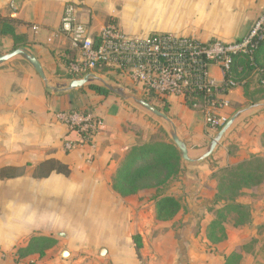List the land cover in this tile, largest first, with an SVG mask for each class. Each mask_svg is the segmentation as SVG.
Returning a JSON list of instances; mask_svg holds the SVG:
<instances>
[{
  "label": "crops",
  "instance_id": "0c3cea01",
  "mask_svg": "<svg viewBox=\"0 0 264 264\" xmlns=\"http://www.w3.org/2000/svg\"><path fill=\"white\" fill-rule=\"evenodd\" d=\"M69 2L93 31L113 18L130 35L169 32L204 42L242 38L264 8V0H0V18L14 20L15 32L26 40L15 46L10 36L0 35V55L23 49L37 59L45 76L43 80L22 56L0 63V168L12 167L17 174L0 179V264H224L223 256L244 243L246 229L226 223L225 240L212 245L206 239L205 229L213 218L206 207L216 187L211 173L250 155L264 156V106L256 105L264 99L252 102L244 95L248 85V92L259 97V75L252 71L246 85L238 84L226 94V113L240 114L209 157L183 162L179 174L164 186L120 196L112 188V177L127 150L148 142L159 128L169 135L171 124L135 103L126 89L123 98L85 87L81 100L75 92L81 87L66 88L72 80L66 77V65L75 53L59 27ZM103 71H96V77L107 83ZM209 71L221 81L217 66ZM134 88L137 97H146L151 105H166L189 157L205 152L217 131L203 123L199 111L193 112L177 97L147 96ZM81 105L90 106L89 113L101 125L90 144L66 150L65 140L78 141L79 136L69 132L56 113ZM49 158L66 164L69 175L52 172L33 178V168ZM209 179L214 180L211 197L204 198V181ZM157 195L179 199L182 207L173 219L155 218ZM133 235L141 241L138 254ZM34 236L53 238L55 243L42 256L17 259L15 251ZM250 258V253H243L240 264H248Z\"/></svg>",
  "mask_w": 264,
  "mask_h": 264
},
{
  "label": "built area",
  "instance_id": "2783aa9c",
  "mask_svg": "<svg viewBox=\"0 0 264 264\" xmlns=\"http://www.w3.org/2000/svg\"><path fill=\"white\" fill-rule=\"evenodd\" d=\"M59 33L75 53L66 65L70 79L87 76L96 82V71L100 70L125 75L148 94L179 98L189 108L199 110L207 127L217 130L230 117L226 94L240 84L229 72L231 61L237 55L251 58L256 52L264 38V8L242 38L204 42L169 32L130 35L113 18L93 31L79 20L77 6L69 2L63 7ZM211 66L218 67L221 81L210 73ZM257 71L264 85V68ZM56 118L79 136L78 141L65 140L66 150L90 144L101 125L95 115L78 110L57 112Z\"/></svg>",
  "mask_w": 264,
  "mask_h": 264
},
{
  "label": "trees",
  "instance_id": "16d2710c",
  "mask_svg": "<svg viewBox=\"0 0 264 264\" xmlns=\"http://www.w3.org/2000/svg\"><path fill=\"white\" fill-rule=\"evenodd\" d=\"M15 21L7 18H0V35H8L12 38L15 46L26 43L25 37L17 34L14 28ZM264 68V38L259 42L256 52L251 58L245 55L233 57L230 64L232 79L242 85L248 83L247 77L256 72L259 75L255 98L248 92V85L244 86V95L252 102L264 99V85L261 83V76L257 69ZM68 79L70 76H66ZM246 79V80H245ZM244 81V82H243ZM88 88L94 93L107 96L111 91L100 84H89ZM81 89V88H80ZM145 101L150 102L146 97ZM88 107L81 105L76 110L86 112ZM70 110H75L72 108ZM167 114L166 105L162 110ZM218 130V129H217ZM216 130V131H217ZM261 143L264 146V132ZM183 168V160L179 150L172 142L170 136L162 128L151 136L148 142L131 146L122 162L112 177V188L120 196H128L147 188H159L164 186L170 179L176 177ZM52 172L69 175V167L54 159L49 158L38 163L32 170L33 178L48 177ZM17 175L12 167L0 168V179ZM211 178L216 180L213 201L206 207L208 213L212 214L211 221L205 229L206 239L215 245L226 239L225 224L230 223L234 227L244 226L251 220L250 207L240 201L246 190H252L264 183V156L250 155L247 159L225 166L211 173ZM155 218L159 221L173 219L181 210V203L178 198L171 195H157L155 197ZM219 205V207H217ZM135 250L141 247L138 235H133ZM55 240L49 237L34 236L29 239L25 247L15 251L17 259L30 254L37 253L44 255L46 249L53 246ZM244 245L238 246L230 254L223 256L224 264H240L243 256ZM264 250V241H262ZM255 264H264L257 261Z\"/></svg>",
  "mask_w": 264,
  "mask_h": 264
},
{
  "label": "rangeland",
  "instance_id": "374dc122",
  "mask_svg": "<svg viewBox=\"0 0 264 264\" xmlns=\"http://www.w3.org/2000/svg\"><path fill=\"white\" fill-rule=\"evenodd\" d=\"M168 21V18H167ZM103 73L105 75H102L103 78L107 79V84L113 85L115 87L126 89L128 91V93L130 95L136 96V90L134 87H136L137 89L142 90L144 93H146L145 95H147L148 93L145 92L143 90V88L138 85V84H134L130 81V79L125 76V75H118L116 73L113 72H108V71H103ZM98 73H96L97 75ZM110 75V76H109ZM70 79V78H69ZM68 79V80H69ZM67 80V81H68ZM92 84H100L99 81L96 82H91ZM90 83V84H91ZM88 85H83L81 87V89L75 91L77 92V94L82 95L80 97V99L82 98L84 100V88L86 87L88 90H90L88 88ZM114 93V92H112ZM116 96L118 97H122L120 95H118L117 93H115ZM142 95V94H141ZM151 96H154L153 94H148ZM147 95V96H148ZM142 96H139L138 98H141ZM124 98V97H123ZM81 99V100H82ZM74 102L75 105H79L78 103V97L74 98ZM129 102H131L129 100ZM131 104V103H130ZM133 104V103H132ZM157 110H162L163 105L159 106V105H153ZM91 107L89 106V108L86 110V112H90ZM193 112H198L199 110L197 109H191ZM199 113V112H198ZM185 167V165H184ZM213 179V178H211ZM205 180L204 181V185H205V190L203 192V194H207V197L204 198H210L211 194H210V184L211 182H213L214 180ZM216 181V180H215ZM214 181V184H216V182ZM216 186V185H215ZM211 199H213V197H211ZM238 201L248 205L250 207V209L252 210V219L254 220V222H250L247 223L245 226L246 229V236H245V241L242 245H244L243 248V253H250L252 255V259L250 258V262L248 261V264H255L257 261L259 262H264V250H262V241H264V187L263 186H259L257 188H254L252 190H246L245 193L240 196L238 198ZM217 207H219V205H217ZM205 215V211H203L202 216L204 217ZM230 225V223H228ZM240 245V246H242ZM246 257H249L246 255Z\"/></svg>",
  "mask_w": 264,
  "mask_h": 264
},
{
  "label": "water",
  "instance_id": "95a60500",
  "mask_svg": "<svg viewBox=\"0 0 264 264\" xmlns=\"http://www.w3.org/2000/svg\"><path fill=\"white\" fill-rule=\"evenodd\" d=\"M15 56H22L23 58H25V60H27L33 66V68L35 69L37 74L43 80H45L44 73H43L41 66H40L39 62L37 61V59L33 55L27 53L23 49L16 48V49H14V50L6 53V54L0 55V63L7 61L10 58L15 57ZM95 79H97L100 82V85L105 86L111 92L117 93L118 95H120L122 97H127V95H125L124 91L121 88L107 84L105 81H103L100 78L96 77ZM90 81L91 80L87 76H84L83 78H80V79H72L68 82L66 88L68 90L74 89V88H80L83 85L90 84L91 83ZM129 97L132 98V100L135 103L142 106L143 108L148 110L153 115L160 117V118L166 120L167 122H169L171 124V129L169 130V135L171 137V140L174 143V145L176 146V148L179 150L183 162L189 163V164L204 160L207 157H209V155L213 152L214 148L216 147V145L218 144V142L220 141V139L222 138L224 133L230 128V126L233 124L234 120L240 114V111H238V112L234 113L232 116H230L228 118V120L217 130L214 137L210 140L205 152L202 155H200L198 158H191L188 155V150H187L185 143L177 136V134L175 132L174 125L172 124V122L170 121V119L167 117L166 114H164L160 110H157L153 105H151L150 103H148L147 101H145L142 98H138V97L133 96V95H130ZM256 105L264 106V103L263 104H256Z\"/></svg>",
  "mask_w": 264,
  "mask_h": 264
}]
</instances>
